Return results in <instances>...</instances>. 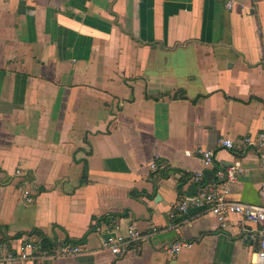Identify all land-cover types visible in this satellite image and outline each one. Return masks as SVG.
Wrapping results in <instances>:
<instances>
[{
  "label": "crops",
  "instance_id": "0c3cea01",
  "mask_svg": "<svg viewBox=\"0 0 264 264\" xmlns=\"http://www.w3.org/2000/svg\"><path fill=\"white\" fill-rule=\"evenodd\" d=\"M263 130L264 0H0V242L86 249L29 264H252L239 215L171 204L213 180L198 148L240 160L230 197L260 203L259 153L218 140ZM115 223L149 236L117 258Z\"/></svg>",
  "mask_w": 264,
  "mask_h": 264
},
{
  "label": "built area",
  "instance_id": "2783aa9c",
  "mask_svg": "<svg viewBox=\"0 0 264 264\" xmlns=\"http://www.w3.org/2000/svg\"><path fill=\"white\" fill-rule=\"evenodd\" d=\"M232 2L226 3L231 7ZM218 144L237 150L243 147H252L259 153L260 170L264 175V130L255 135H245L241 140L235 142L229 137H221ZM195 153L201 157L204 168L213 170V180L201 187L193 194H184L178 197L171 204V215L173 213H186L189 208H201L214 214L217 219L225 225L229 214L240 216L239 230L244 239L248 242H256L257 249L253 253L252 264H264V180L259 189L260 203H246L232 199L230 197V184L237 181L243 173V165L240 160H234L231 163L214 167L215 151L213 149L198 148L195 151L188 152L189 155ZM151 168H156L155 163H151ZM16 176H24L25 172L18 168L15 171ZM203 177L202 171H197L193 175L194 181H200ZM24 189L22 197L26 202H32L34 183L24 180ZM30 185V186H28ZM149 234H143L134 223L128 224L125 232L121 230L118 223L105 228L100 233V248L110 252L117 258L124 256L131 244L138 242ZM191 243L187 241H177L174 244L165 247V250L173 257L176 256L182 248L190 247ZM86 252L81 244L61 243L54 250L50 251L43 248L39 241L33 237L23 239L21 246L13 250L8 243L0 242V264H29L35 260L40 261L47 256H70Z\"/></svg>",
  "mask_w": 264,
  "mask_h": 264
},
{
  "label": "trees",
  "instance_id": "16d2710c",
  "mask_svg": "<svg viewBox=\"0 0 264 264\" xmlns=\"http://www.w3.org/2000/svg\"><path fill=\"white\" fill-rule=\"evenodd\" d=\"M212 173H213V170H212ZM44 247V246H43Z\"/></svg>",
  "mask_w": 264,
  "mask_h": 264
}]
</instances>
